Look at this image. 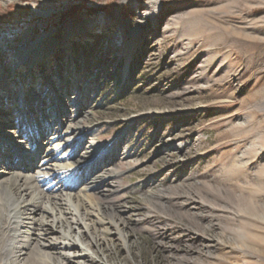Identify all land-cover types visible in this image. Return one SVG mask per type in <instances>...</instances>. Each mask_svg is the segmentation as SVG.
<instances>
[{
    "label": "rangeland",
    "instance_id": "rangeland-1",
    "mask_svg": "<svg viewBox=\"0 0 264 264\" xmlns=\"http://www.w3.org/2000/svg\"><path fill=\"white\" fill-rule=\"evenodd\" d=\"M149 1L0 0L4 66L36 89L73 80L66 97L91 87L69 160L116 147L111 191L89 197L126 241L104 232L88 264H264V0H159L143 17ZM47 35L52 54L17 65Z\"/></svg>",
    "mask_w": 264,
    "mask_h": 264
},
{
    "label": "bare ground",
    "instance_id": "bare-ground-1",
    "mask_svg": "<svg viewBox=\"0 0 264 264\" xmlns=\"http://www.w3.org/2000/svg\"><path fill=\"white\" fill-rule=\"evenodd\" d=\"M158 6L159 0H150L143 17L155 13ZM90 23L83 20L75 29L67 25L65 38ZM54 40L47 35L33 47L19 49L17 65L27 61L34 66L43 54L48 58ZM12 70L0 58V264H88L93 248L107 243L104 232L111 235L109 239L115 234L126 241L123 221L105 219L89 197L93 190L111 191L110 165L118 156L115 144L91 139L76 159L69 160L74 143L87 129L80 120L89 84L72 87L75 94L66 97L64 89L73 80H63L66 86L61 82L47 90L36 89L28 84L32 77L24 78L22 73L17 77ZM46 75L42 85L54 84L52 73ZM47 95L53 96L50 103L44 101ZM103 209L106 214L113 210Z\"/></svg>",
    "mask_w": 264,
    "mask_h": 264
},
{
    "label": "trees",
    "instance_id": "trees-1",
    "mask_svg": "<svg viewBox=\"0 0 264 264\" xmlns=\"http://www.w3.org/2000/svg\"><path fill=\"white\" fill-rule=\"evenodd\" d=\"M74 8H75V7L71 8V10L74 9Z\"/></svg>",
    "mask_w": 264,
    "mask_h": 264
}]
</instances>
